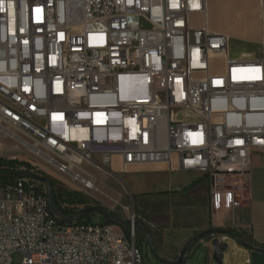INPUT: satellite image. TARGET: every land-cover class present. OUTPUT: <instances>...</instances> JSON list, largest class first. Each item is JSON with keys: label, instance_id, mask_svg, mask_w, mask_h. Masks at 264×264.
<instances>
[{"label": "built area", "instance_id": "obj_1", "mask_svg": "<svg viewBox=\"0 0 264 264\" xmlns=\"http://www.w3.org/2000/svg\"><path fill=\"white\" fill-rule=\"evenodd\" d=\"M260 7V54L233 57L208 0H0V138L88 190L87 167L197 171L215 219L241 205L253 154L264 152ZM20 171L31 172L0 166ZM60 186L52 212L45 183L0 178V264H144L134 222L145 217L127 229L87 215L59 222L89 207ZM214 240L232 241L212 235V250Z\"/></svg>", "mask_w": 264, "mask_h": 264}, {"label": "rangeland", "instance_id": "obj_2", "mask_svg": "<svg viewBox=\"0 0 264 264\" xmlns=\"http://www.w3.org/2000/svg\"><path fill=\"white\" fill-rule=\"evenodd\" d=\"M208 7L210 26L225 28L229 34L230 54L232 56L237 57L246 52L251 56L260 54L262 34L260 4L254 15L249 0H230L228 3L222 0H208ZM197 22V24H201L202 19L197 18ZM253 26L259 30L258 42L247 37L246 32H251ZM23 139L30 142L26 137ZM25 146L22 142L15 141L2 134L0 138V157L27 163L28 166L21 167L47 178L54 187L63 185L62 189L66 194L71 193L72 197L82 198V204L85 206H102L118 219L130 220L133 214H136V216L141 214L151 223L147 224V227L152 234L154 249L162 258L175 259L176 256L180 255L188 241L197 234L211 229V227H208L194 233L189 231L190 238L186 242L180 239V236L186 234L185 231L188 230L187 223L190 225L196 218L200 219L201 214L187 212V214L177 219L174 216L177 217L180 214L176 210L181 208V204H170L167 210L159 202L158 196L170 197L169 191L171 188L169 186L172 183H178L185 179L182 175L168 173L165 164L130 166L127 171H122L119 167L116 172L112 173L99 172L86 166L96 174V185L93 189L88 190L68 175L59 174L56 168L34 155ZM173 195L177 196L179 194L175 193ZM87 216H94L100 221L105 220L99 212L90 213ZM136 221H138L137 217ZM183 226L186 227L182 229ZM136 230L138 236L137 246L142 253L144 264H168L161 261L154 253L142 228L136 225ZM210 237L203 238L188 250L186 264L212 263L213 253L207 244ZM230 243L234 246L238 244L234 240ZM13 260L14 262H21L23 256L17 253L14 255Z\"/></svg>", "mask_w": 264, "mask_h": 264}, {"label": "crops", "instance_id": "obj_3", "mask_svg": "<svg viewBox=\"0 0 264 264\" xmlns=\"http://www.w3.org/2000/svg\"><path fill=\"white\" fill-rule=\"evenodd\" d=\"M222 1L228 3L230 0ZM260 1L261 0H249L253 15L258 10ZM211 28L228 34L225 28L212 26ZM246 33L250 40L259 41V30L257 27L255 28V26H253L251 32L248 33L247 31ZM243 55L251 56L248 52L240 56ZM168 173L172 175H182L185 179L178 183H172L169 186L171 188L169 191V194H171L170 197L158 196L162 206L168 210L170 204H181V208H177L176 210L180 214L177 217L174 216V218L177 219L187 214V212L191 214H201L200 219L196 218L190 225L187 223L188 230L185 231L186 234L180 236L179 233L181 240L186 242L190 238L188 235L189 231L194 233L195 231L204 230L208 227L232 229L238 233L243 240L253 244L259 249H264V152L257 151L253 154L249 188L247 189L246 197L242 200L241 205L230 211L218 212L213 220L211 217L210 184L208 179L197 171H175ZM175 193L179 195H173ZM186 226L181 228L183 229ZM177 257L178 256L175 258ZM248 258L250 259V264H264V252L260 250H251L238 244L234 246L230 243L228 249L224 252L222 264H246ZM213 263L219 264L212 255L211 264Z\"/></svg>", "mask_w": 264, "mask_h": 264}, {"label": "water", "instance_id": "obj_4", "mask_svg": "<svg viewBox=\"0 0 264 264\" xmlns=\"http://www.w3.org/2000/svg\"><path fill=\"white\" fill-rule=\"evenodd\" d=\"M0 178H30V179L45 183L47 185V188H48V196H49V200H50V210L53 212V188H52L51 181L48 180L47 178H45L41 175L35 174L33 172H22V171L13 172V173H0ZM94 212H99L100 214H102V216L108 222L115 224L117 226L128 227V226L132 225L131 220L115 218L111 215V213L106 208H104L102 206L87 207V208L77 212L76 214L70 216V217L59 218L58 221L59 222H71L73 220L82 218V217H84L90 213H94ZM134 225L135 226L138 225L142 228V230L145 233V236L148 239L154 253L159 257V259L161 261L168 263V264H185L188 250L191 249L197 242H199L203 238H205L207 236H212L215 234H227L230 236V238L232 240H234L239 245L247 247L251 250H260V251L264 252V249H259L258 247L254 246L253 244L243 240L238 235V233H236L232 229L211 228V229H208L206 231H203V232L197 234L190 241H188L186 243L185 247L183 248V250L181 251L180 255L178 256V258L173 259V260H169V259H165V258L160 257L156 253L154 246H153L152 234H151L150 229L147 227V225L141 221L134 222ZM227 249H228L227 243L219 244L217 240H214V242H213V257L219 264L223 263L224 252Z\"/></svg>", "mask_w": 264, "mask_h": 264}, {"label": "trees", "instance_id": "obj_5", "mask_svg": "<svg viewBox=\"0 0 264 264\" xmlns=\"http://www.w3.org/2000/svg\"><path fill=\"white\" fill-rule=\"evenodd\" d=\"M16 164L20 165V166H28V164L24 163V162H18L16 160L6 159L4 157H0V166H2V165H16ZM52 188H53V191H54L53 206L56 208V202H57L58 196L55 193V189H54V185L53 184H52ZM60 196H62V194H59V197ZM67 196H68V200H70V201L73 200V201H77L78 203H83V199L82 198L77 199L76 197H72L71 193H68ZM104 221H107V220L105 219ZM121 228L122 229H127V227H124V226H122Z\"/></svg>", "mask_w": 264, "mask_h": 264}]
</instances>
